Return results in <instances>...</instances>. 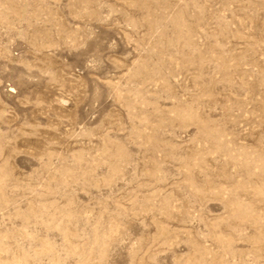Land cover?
<instances>
[{
  "label": "rangeland",
  "instance_id": "rangeland-1",
  "mask_svg": "<svg viewBox=\"0 0 264 264\" xmlns=\"http://www.w3.org/2000/svg\"><path fill=\"white\" fill-rule=\"evenodd\" d=\"M0 264H264V0H0Z\"/></svg>",
  "mask_w": 264,
  "mask_h": 264
}]
</instances>
